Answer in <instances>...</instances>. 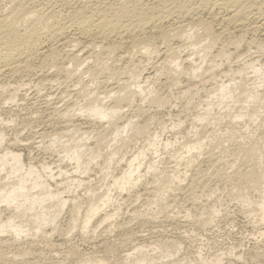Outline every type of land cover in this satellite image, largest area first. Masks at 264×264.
Here are the masks:
<instances>
[{"label": "rangeland", "instance_id": "rangeland-1", "mask_svg": "<svg viewBox=\"0 0 264 264\" xmlns=\"http://www.w3.org/2000/svg\"><path fill=\"white\" fill-rule=\"evenodd\" d=\"M46 1L42 2L64 16H69L79 4L78 0ZM157 1L141 0L140 4L152 7ZM203 1H194L197 14L188 16V13L184 18L187 13H175L173 18L182 24H192L199 17L210 24L218 42L208 49L205 61L200 56L204 54L201 45L209 41L205 40L207 36L202 35L203 44L193 46L176 39L164 41L158 32L148 29L138 36L150 40L153 53L143 55L138 47L124 44L120 52L105 59L106 74L92 77L87 73L89 64L98 67L94 59H88L87 64L73 61L74 55L80 54L83 60L100 50L98 46L97 51L93 49L92 38L82 36L75 47L67 48L66 39L55 40L44 53L33 57L27 70L0 75V133H3L0 154L10 150L20 153L25 169L32 165L44 172L51 190L62 192L69 200L54 223L46 224L40 232L33 229L31 234L19 237L11 232L0 234V264H137L143 258L145 261L138 264H204V260L218 264V258L219 264H264V215L255 205L261 194L244 180L253 169L259 171L246 152L256 141L264 147V108L257 105L264 104V81H260L264 77L260 79L256 74L260 67L264 68V16L252 15L245 21L247 25L235 29L222 20L224 13L213 12V0ZM7 2L0 0V7ZM261 3L264 6V0ZM172 21H166L165 26ZM258 24L261 27L256 29L254 26ZM198 27L196 30L205 34ZM50 48L55 49L53 56L47 55ZM171 50L179 52L181 60L178 71L172 73L175 64L169 62ZM194 64H200L201 68L193 70ZM110 72L116 77L111 78ZM135 73L141 76L137 81L131 80ZM239 81H243L244 87L235 95L245 97L243 91L260 90L257 106L255 102L243 105L240 102L243 96L238 99L234 95L233 100L220 92L225 84L233 87ZM125 82L136 90L142 85L144 90L140 97H134L132 105H124L121 114L114 117L120 125L128 119L135 124L114 139L115 130L107 120L87 117L90 97L99 95L103 104H113L110 96ZM126 91L123 89L122 93ZM157 94L166 103L153 102ZM13 95L16 97L11 100ZM84 105L89 108L85 106L88 109L83 110ZM210 105L215 106L207 109ZM244 108L248 110L247 116L233 118ZM74 128L78 131H72ZM152 140H171L173 144L155 154L154 147L149 145ZM198 140L204 144L203 155L196 157V164L190 166L194 156L181 154L183 143H199ZM78 142L86 143L88 148L79 160L80 168L73 158L74 150L66 149ZM142 147L147 149L140 168L142 181L129 190L114 186V177L122 174L128 160ZM94 154L100 155L94 159ZM153 161L156 166L151 171L148 164ZM5 177V171L1 172V183L6 181ZM70 179L77 181L69 186ZM238 184L244 185L246 191H237ZM32 191L36 193L39 189ZM244 192L256 200H252V205L239 196ZM107 193L111 194L112 203L102 208L84 229L83 220L93 194L99 198ZM75 201L81 204L78 210L74 209ZM1 204L0 217L6 220L14 209ZM106 213L112 216L104 221Z\"/></svg>", "mask_w": 264, "mask_h": 264}, {"label": "bare ground", "instance_id": "bare-ground-1", "mask_svg": "<svg viewBox=\"0 0 264 264\" xmlns=\"http://www.w3.org/2000/svg\"><path fill=\"white\" fill-rule=\"evenodd\" d=\"M42 1H46V0H9V2H7L8 4H6L5 7H0V75L1 76H2V74L6 75L5 73H8V72L15 74V73L21 72V70L23 71V69L24 70L26 68L28 69L29 67H31L30 62L33 60V57H35L37 54L44 53L46 51L45 48L48 47V44L53 45L55 40L60 41V39H66V41H65L66 45L65 46H67V48H68V46L70 47V45L74 46V44L75 45L79 44L80 41L83 39L82 36H84V37L87 36V37L92 38V40H90L91 46L93 45V47H94L93 49H95V51H97L96 46L100 47L99 51H97L95 53L93 52L94 55L88 56L89 58H86L83 60H82V58L79 57L80 54H79V56H78V54L74 55L75 60H73V61L77 62V64L79 61H81L79 63L85 64L86 62H88V59H90V60L94 59L99 64L97 67V64L93 63V61H90V63L92 62L95 65L91 66L89 64L88 69L86 71H87V73H90L89 75H92V77H95L96 75H99L100 73L103 74L106 72V70L108 69V65H107V62L105 59L109 58V56L111 54L112 55L114 53L116 54L117 51L120 52L119 50L121 49V47H124V44H126V45L132 44L134 47L135 46L138 47V49H140L139 50L140 53H143V55L152 54L153 52L150 51V50H152L151 49L152 47L150 48V46H151L150 45L151 42L149 43L150 40L148 41V39L146 40V39L138 36L142 32H147L148 29H153L152 31L158 32L160 34V36L163 37L164 41H166V40L169 41L170 39L171 40L176 39V40H179V42H183V44L185 42V44L188 43V44H191L193 46H200L201 44H203V38L204 37L202 38V35L207 36L208 39L207 38L206 39L204 38V39L209 40V41L207 43L201 45L203 47V51H204V54L202 55V57L200 56V59H202V60H204V59L206 60V57L209 54L208 49L212 46L215 47L214 46V45H216L215 43L218 42V37H217L218 35L216 36L212 32L213 30H211L210 24H208L207 22H204L206 19L202 20V19H199V17H198L193 22H190L192 24H182L181 21H177L178 19L175 20L173 18L175 13L176 14L177 13H182V14L187 13V14H184V16L182 15L184 18H185V15L186 16L188 15V13H189L188 16H190V13L191 14L193 13V15L197 14L195 12L194 7H193L194 1H196V0H158L157 1L158 3L154 4L155 6H152V7H149L145 4H140L141 0H78L77 3L79 2V4L74 3V4H76V6L73 5V7L74 6L75 7L73 8V10L71 11L72 13H70L69 16H64V14L61 11H58V9H55L54 7H52L50 5H47V4L45 5ZM49 1H51V0H49ZM67 1H64V2H67ZM154 1H156V0H154ZM74 2H75V0H74ZM261 2H263V0H213L212 8H213V12L215 10L217 12L224 13L225 15L223 14L224 16H223L222 20L225 22V24L227 23L232 28L235 27V29H236V27H242L244 24H246L245 21L247 19H249V17L252 15L253 16L257 15L259 17L264 16V6L262 5L263 3H261ZM46 3H47V1H46ZM60 3H61V1H60ZM54 4L55 3H53V5ZM65 4H67V3H65ZM58 5H59V3H58ZM1 8H4V9H1ZM220 13H219V15H220ZM169 20H173V21L170 22L171 24H168L165 26L166 21H169ZM254 24H256V23H254ZM199 25L201 26V29H202V31H204L205 34H201V31L199 33V31L196 30V29H199V27L197 28V26H199ZM259 25L260 24H258L257 26H254V27L256 29H258L259 27H261ZM226 27H228V26H226ZM61 42H62V40H61ZM162 42H163V40H162ZM204 42H206V41H204ZM237 43H240V42L237 41ZM59 44H61V43L59 42ZM169 44H171V43H169ZM191 45H189V46H191ZM65 46H64V48H65ZM91 46L89 45V47H91ZM84 49H86V48H84ZM171 49H174V48H171ZM198 49L197 50L195 49V50L198 51ZM50 50H51V48H50ZM175 50H177V48ZM169 51H170V49H169ZM171 52L173 53L174 50L173 51L171 50ZM171 52L169 54H171ZM200 52H202V51H200ZM46 53H48V52H46ZM80 53H82V52H80ZM54 54H55V49L51 50L50 53H48L47 55L53 56ZM103 54H105L106 56L104 57ZM119 56H120V59L122 60V57H121L122 55H119ZM125 56L126 55H124V57ZM179 59H180L179 52L176 53V51H175V53L170 55L169 62L171 61L172 63L175 64L174 68H171V70H170L171 73L178 71V68H177L179 66L178 63L181 61ZM188 59H190L189 61L191 63L194 62L193 58H188ZM188 59H186V60L188 61ZM178 60H179V62H178ZM111 62H113V61H111ZM200 64H202V63H200ZM200 64H196V65L194 64L196 67H194L192 69L198 70L199 68H201ZM78 66H81V65H78ZM135 67H136V65H135ZM262 67H263V65H262ZM109 70H110V68H109ZM75 72H77V70L74 71V73ZM114 72H110V75L109 74L108 75L111 78H113L115 76ZM256 74H258V78L262 79L264 77V68L260 67V69H258L256 71ZM72 75H70V76H72ZM139 77L141 78V76H138L136 74V76L133 77L132 79H131V77H129V78L131 80L137 81L139 79ZM81 79H82V77H81ZM135 81H134V84H136ZM260 81H264V79L260 80ZM124 84H126V85H124V86L120 85V88L118 87L119 88L118 90H116L114 92L112 91L113 94H112V96H110V99H112L113 104H110V105L103 104V102H101L102 99L99 98V95H94L93 97L91 96L90 97L91 99L88 97L90 99V104H89L90 110H89L88 116L87 115L86 116L88 118H91V119L93 118L94 120L95 119L102 120V121L107 120V122L115 130L113 132L114 139L121 136L122 134L127 133L128 132L127 130L129 128L133 129L134 128L133 126L135 125L134 121L131 119H128L127 122L122 123L120 125L119 123L114 121V117L117 116L118 114H121V111L123 110L122 108L124 105H127V106L132 105L134 103V101H133L134 97H137V96L140 97L141 94H139V93H142L144 90V87H142V85L138 86L140 88L139 90H136L138 88H136V87H135L136 89L131 88L132 84H130V82H128V84L125 82ZM134 84H133V86H134ZM242 84H243V81H239L233 87H231V86L228 87L229 85L225 86L226 85L225 84L220 89V92L222 91L226 95V98H231V99L233 98V100H234V95H235L234 93L242 87ZM2 86H4V85H1V87ZM255 87H254V89L258 88V87H256V88ZM123 89H124V91L127 90L124 94L122 93ZM258 90L259 89H257V91H253V90L251 91L250 90L249 92L246 90L247 93L243 91L242 94H245V95L247 94V95L244 97L240 93L244 97V98H242V101H240V102H242L243 105H245V104L250 105V104L255 102V105H256L257 104L256 101L258 100V96L260 95ZM151 95H153L152 92H151ZM157 96H158V94L153 96V102H155L156 104L158 103L159 105L162 104L163 102L166 103V101H164L163 99H161ZM242 96H238L237 98L240 99V97H242ZM10 97L9 98L11 100H14L16 96L13 95ZM88 98H87V101L89 100ZM233 100H231V101H233ZM235 100H237V99L235 98ZM262 101L264 103V100H262ZM238 102H239V100H238ZM257 105H259L261 107L263 106V108H264V104L260 105V103H259ZM85 106H87V105H84V107L82 108L83 110L85 108H86L85 110H87L89 108L88 106H87L88 108ZM214 106L210 105L209 106L210 108L207 107V109H211V107L213 108ZM246 107L247 106H245V108ZM245 108H244V111H245ZM263 108H262V110L260 108L259 109L261 111H263ZM230 110H232V109H230ZM207 111H209V110H206L205 112H207ZM244 111H240L235 115H234V113H231V114H232V116L234 115L233 118H235V119L240 118L241 119L242 117L244 118L246 114H249V113H247L248 110L245 112ZM68 112H71V111H67L66 113H68ZM209 112H207L208 114L207 113L206 114L209 115ZM258 113H259V111H258ZM207 115H205V116H207ZM250 115H252V114H250ZM229 116L231 118L230 114H229ZM256 116H258V115H254V117H256ZM261 116H263V115H261ZM251 118H253V117H251ZM257 119H258V117H257ZM136 130H137L136 132H140V129H136ZM72 131H78V128H74ZM223 139H226V136ZM158 140H159V138H158ZM221 140H222V138H221ZM2 143H3V133H0V148L2 146ZM171 144H173V141H171V140L161 141V142L160 141L157 142L156 140H152V142L149 143V145L152 148L154 147V149H152V148H150V149L156 151L155 154L156 153L159 154L158 152H160L159 150L161 148L166 149ZM261 144H263V143L261 142ZM261 144L257 143V141H256V144L251 146L250 149L248 148L249 150H248V152H246L248 158L256 164L255 166L259 167V171L253 169V171H250L249 173H247L245 175L244 180L249 182L250 183L249 185L252 184L254 189L258 190L259 194H261V200H257V202H255V205H256V210H258V212L261 215H264V147ZM203 145L204 144L201 141H199V143L198 142H192V141H187V142L183 143L184 151L181 154L184 157H188L187 155H189V154H192V156H194V158H192L190 161V164H189L190 166H193V164H196V163H194V161L197 160L196 157L199 158L201 155H203V151H204ZM70 146L71 147L67 146L66 149H68L69 151L74 150V157L73 158L77 161V168H80L79 160L82 158V155H84V152L87 154V152L85 151L88 149L87 145H86V143L78 142L77 144H73V145L71 144ZM145 148H147V147H145ZM146 151H147V149L145 150L144 147H142V149H139L128 160L127 165H126L127 167L123 170L122 174L118 177L117 176L114 177V179H113L114 186H118L124 190H129L142 181V177L144 175L141 173L140 168L142 165L143 158L146 156ZM99 155L94 154L93 155L94 159L99 157ZM21 157H22V155L20 153L15 152V151H11V150L5 151V153H3L2 155L0 154V180L2 179L1 178V172L5 171V173H6V177H5L6 181H4L2 183L0 182V204L6 203L9 207H11V208L13 207V209H14V210L12 209L13 213L11 214V216L6 218V220H3L0 217V234H3V233L5 234V233L11 232L18 237L24 233L25 234H31V232H32L31 230H33V229H36V231L40 232V231H42L43 226H45L46 224L54 223L58 214L63 210V208L66 206L67 202H69L68 199H65L61 195L62 192L60 193L59 191L51 190V186L48 184L47 180L44 177V174H43L44 172H41V170H39L38 168H36L32 165L29 167V169H25L24 163H23ZM177 157H179V155ZM243 160H244V158H243ZM244 161H246V160H244ZM154 163H155V165H154ZM148 165H149L148 169L152 171L154 169V166H156V161L155 162L153 161V162H151V164H148ZM252 165H253V163H252ZM46 167H48V166H46ZM149 170H147V171L149 172ZM146 174H147V172H146ZM49 176L52 179L54 178L53 174H50ZM200 177H202V176H200ZM177 179H178V177H177ZM76 181H77V179H75V180L70 179V181L68 182V185L72 186L76 183ZM171 182H173V180ZM35 188L39 189V191L36 193H33L32 190ZM236 188H237L236 190L239 192L246 191V190H244V189H246V187H244V185H242V184H238V186H236ZM249 188H250V186H249ZM249 195H248V193H245L242 195H241V193L239 194L240 197H243L249 203L251 201V205H252L253 204L252 200H255V199H252ZM111 203H112V197H111L110 193L104 194V195L100 196L99 198L98 197L94 198V194H93V196L91 198L90 206H89L88 210L86 211V215H85V218L83 220L84 229L88 228V226H89L90 222L92 221V219L94 218V216L99 214L100 211H102V208L110 205ZM80 205L81 204H79L77 201H75L74 209L78 210L81 207ZM111 216L112 215H110L109 213H106L103 220L104 221H106L107 219L109 220ZM17 219H20L19 223L16 222ZM141 250L142 249H140L139 251H141ZM144 261H145V259L143 258L142 262H144ZM216 261L218 262V264L221 262V260L219 258ZM142 262H140V259H138L137 264L142 263ZM203 263L204 264H211V261L204 260Z\"/></svg>", "mask_w": 264, "mask_h": 264}]
</instances>
